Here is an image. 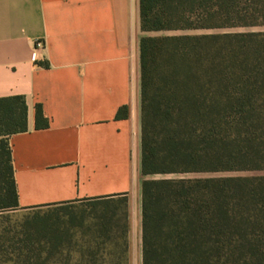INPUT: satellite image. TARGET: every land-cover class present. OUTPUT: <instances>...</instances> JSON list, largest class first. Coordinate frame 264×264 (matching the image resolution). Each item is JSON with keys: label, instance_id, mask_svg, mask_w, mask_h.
<instances>
[{"label": "trees", "instance_id": "obj_1", "mask_svg": "<svg viewBox=\"0 0 264 264\" xmlns=\"http://www.w3.org/2000/svg\"><path fill=\"white\" fill-rule=\"evenodd\" d=\"M140 20L142 264H264V175L149 178L264 171V31L152 35L264 28V0H140ZM27 111L0 98V212L20 209L10 137Z\"/></svg>", "mask_w": 264, "mask_h": 264}, {"label": "crops", "instance_id": "obj_2", "mask_svg": "<svg viewBox=\"0 0 264 264\" xmlns=\"http://www.w3.org/2000/svg\"><path fill=\"white\" fill-rule=\"evenodd\" d=\"M145 35L140 0H0V98L28 108L27 131L10 137L19 208L126 198L125 234L112 239L128 256L143 253Z\"/></svg>", "mask_w": 264, "mask_h": 264}, {"label": "rangeland", "instance_id": "obj_3", "mask_svg": "<svg viewBox=\"0 0 264 264\" xmlns=\"http://www.w3.org/2000/svg\"><path fill=\"white\" fill-rule=\"evenodd\" d=\"M247 31H264V28L194 30L152 35H201ZM254 175H264V171L157 175L149 178L197 179ZM142 179L145 178L142 176ZM129 210L126 198H119L103 201L81 200L35 209L0 212V264H91L89 254L123 250L115 247L119 242L112 238L125 234ZM128 258L127 264H142V255H132ZM95 264L101 262L97 261Z\"/></svg>", "mask_w": 264, "mask_h": 264}, {"label": "built area", "instance_id": "obj_4", "mask_svg": "<svg viewBox=\"0 0 264 264\" xmlns=\"http://www.w3.org/2000/svg\"><path fill=\"white\" fill-rule=\"evenodd\" d=\"M43 47H44V43H43V42L38 41V42L36 43V49H37V50H39V49H41V48H43Z\"/></svg>", "mask_w": 264, "mask_h": 264}]
</instances>
